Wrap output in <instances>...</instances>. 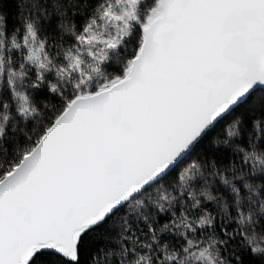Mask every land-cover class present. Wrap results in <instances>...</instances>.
<instances>
[{"label": "snow or ice", "instance_id": "snow-or-ice-1", "mask_svg": "<svg viewBox=\"0 0 264 264\" xmlns=\"http://www.w3.org/2000/svg\"><path fill=\"white\" fill-rule=\"evenodd\" d=\"M15 5L0 264H264V0Z\"/></svg>", "mask_w": 264, "mask_h": 264}, {"label": "trees", "instance_id": "trees-1", "mask_svg": "<svg viewBox=\"0 0 264 264\" xmlns=\"http://www.w3.org/2000/svg\"><path fill=\"white\" fill-rule=\"evenodd\" d=\"M0 5H3V10L8 11L9 15L7 18V22L9 26H11L15 21L13 20V16L15 14V0H0ZM250 264L252 261L255 262V264H261V260L256 259L255 257H247L246 258Z\"/></svg>", "mask_w": 264, "mask_h": 264}, {"label": "clouds", "instance_id": "clouds-1", "mask_svg": "<svg viewBox=\"0 0 264 264\" xmlns=\"http://www.w3.org/2000/svg\"><path fill=\"white\" fill-rule=\"evenodd\" d=\"M251 235L252 237H254L253 242L257 244L260 248L264 249V231L257 230ZM258 255L264 256V253H258ZM213 264H226V260L224 257L218 256L213 253Z\"/></svg>", "mask_w": 264, "mask_h": 264}]
</instances>
